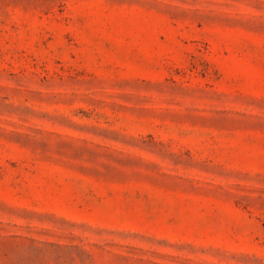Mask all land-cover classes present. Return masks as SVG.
<instances>
[{"label": "rangeland", "instance_id": "rangeland-1", "mask_svg": "<svg viewBox=\"0 0 264 264\" xmlns=\"http://www.w3.org/2000/svg\"><path fill=\"white\" fill-rule=\"evenodd\" d=\"M0 264H264V0H0Z\"/></svg>", "mask_w": 264, "mask_h": 264}]
</instances>
